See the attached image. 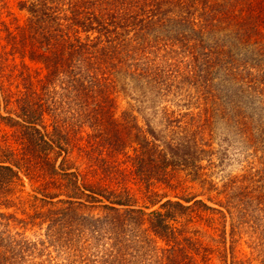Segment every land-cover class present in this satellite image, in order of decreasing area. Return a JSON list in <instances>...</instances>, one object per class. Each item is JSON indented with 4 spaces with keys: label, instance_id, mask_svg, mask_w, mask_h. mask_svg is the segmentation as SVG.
Segmentation results:
<instances>
[{
    "label": "trees",
    "instance_id": "trees-1",
    "mask_svg": "<svg viewBox=\"0 0 264 264\" xmlns=\"http://www.w3.org/2000/svg\"><path fill=\"white\" fill-rule=\"evenodd\" d=\"M7 4L0 264L35 258L26 251L38 243L1 211L24 176L49 206L32 218L71 263L200 264L215 251L201 231L219 230L225 264H245L244 225L264 252V0H20L23 24L2 16ZM120 96L129 106L119 113ZM192 96L205 99L204 112ZM216 114L233 134L226 146L214 145ZM231 146L263 160L249 157L243 173L222 179L218 207L176 191L188 181L217 190L214 170Z\"/></svg>",
    "mask_w": 264,
    "mask_h": 264
},
{
    "label": "rangeland",
    "instance_id": "rangeland-1",
    "mask_svg": "<svg viewBox=\"0 0 264 264\" xmlns=\"http://www.w3.org/2000/svg\"><path fill=\"white\" fill-rule=\"evenodd\" d=\"M19 1L20 0H8L7 8L4 9L2 16L7 19V21L12 22L14 24L17 23H25L28 17V13L26 10H21L19 8ZM12 12V13H10ZM189 88V87H188ZM179 93H183L182 95H178V99H184L187 98L186 91L180 90ZM223 96V93H221ZM128 99L126 96H120L119 98V113L126 109L128 104ZM188 99H190L188 97ZM192 102L195 106H200L202 112L203 108L206 107V105L203 103L205 102V99H201L198 96H192L191 97ZM223 104L224 99H222ZM202 102V104H200ZM209 108H211V105L209 103ZM199 108H196L195 111H198ZM216 122L214 123V141L215 146H226V143H224L223 138L226 134L233 135L231 130L229 129L228 125L224 121L218 118V115L216 114ZM234 139L232 140V143L234 144ZM230 156L231 160L227 161L225 165L221 167L215 168L213 179L218 182V189L217 190H211L208 191L205 189L200 183L198 182H186L184 183L178 190L179 192H184L185 194H198L200 195V198H204L209 204L213 206H217L216 202L220 199L218 197V190L222 189V180H226V177L228 174L238 175L243 173L242 168L243 166L247 165V159L250 157L251 160H254V163L256 166H260V161L263 160L261 158L258 159V157H261V154L258 155V157L254 156H244L242 153H237V150L234 146L230 147ZM250 161V159H249ZM25 185L22 188V191L19 193V198L14 201V206L9 208H1V211H4L6 213L13 214L16 219H12L10 222V228L13 232L18 231L23 233L26 238L35 241L38 243L37 249L35 250V253L30 250L26 251L27 254L33 253L35 255L34 259L31 260V256L27 255L26 263L23 264H31L33 262H41V264H82L80 262L77 263H71L68 258V252L63 247H60L55 242H50L51 239L47 237V223L41 224V218H32V216L35 214L36 209H40V211H47L48 205H46L44 208H41L43 206V202L36 200L34 198V188L37 187V183L35 181H30V179L26 176H24ZM173 189L169 190L170 195H174ZM208 198L213 199V201H209ZM223 198V197H222ZM36 206H38L36 208ZM22 221V222H21ZM252 228L249 225H244L241 232H242V238L239 239L237 243V250H238V257L242 261H245V264L253 263V264H264V252L255 251L250 247V245L253 243V239L255 237H252ZM228 231L229 228H228ZM200 235H202V242L205 245H210L215 247V251L213 254L208 256V259L200 260V264H225V261H223V257H221L222 253H224L223 244L220 243V231L210 230V232H204V230L201 231ZM215 239V241L213 240ZM41 241H44V245H41ZM230 246V237L227 238V246ZM219 247V248H218ZM218 248V249H217ZM229 249H228V258L230 257ZM32 261V262H31Z\"/></svg>",
    "mask_w": 264,
    "mask_h": 264
}]
</instances>
